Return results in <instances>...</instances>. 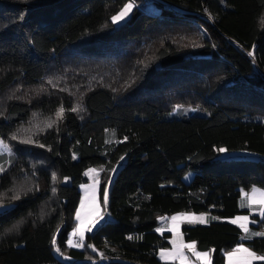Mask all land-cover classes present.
Wrapping results in <instances>:
<instances>
[{"label":"trees","instance_id":"16d2710c","mask_svg":"<svg viewBox=\"0 0 264 264\" xmlns=\"http://www.w3.org/2000/svg\"><path fill=\"white\" fill-rule=\"evenodd\" d=\"M130 2L131 19L115 27L111 16ZM177 106L207 115L169 119ZM0 139L13 152L0 156V205L10 207L0 264L93 259L67 244L79 187L103 168V192L123 159L112 221L86 236L104 264H175L158 258L171 234L156 229L179 213L220 218L182 228L212 264L240 243L264 253V238L245 241L227 222L249 213L243 191L264 190V162L241 169L217 151L264 157V0H0ZM53 235L70 263L56 257Z\"/></svg>","mask_w":264,"mask_h":264},{"label":"snow or ice","instance_id":"6c2138e0","mask_svg":"<svg viewBox=\"0 0 264 264\" xmlns=\"http://www.w3.org/2000/svg\"><path fill=\"white\" fill-rule=\"evenodd\" d=\"M134 7V2H130L125 4L116 15L111 16V23L118 24L121 21H124L125 18L130 14ZM194 46H199L195 44ZM252 55V53H249ZM80 107H73L71 111L76 112L80 111ZM64 107L61 106L56 111L57 119H62L64 115ZM55 121H51L47 123V127H52V124ZM13 139H16L14 136ZM125 140L127 137L124 138ZM22 143H32V139L28 138L26 140L21 141ZM0 145H2L5 149L8 148L6 144H3L0 141ZM43 147V145H41ZM220 153L227 152L225 148L217 149ZM75 154L73 155V159H75ZM123 159V157H121ZM5 169L3 166H0V172H3ZM104 171L103 168L95 169L90 168L87 172H85L86 176H89L92 180L91 184L82 185L84 189V196L81 199L80 207L76 210L75 219L77 221L76 226L74 227L71 235L68 237L67 244L71 248H83L85 246V233L91 232L99 223L100 221L104 220L106 209L109 202V191L108 188L105 187L102 192V202L101 199L98 197V186L100 185V172ZM111 171H115L112 169ZM55 174H53V179L55 180ZM68 178L65 177V180ZM55 191V189H53ZM18 199L19 197H15ZM0 207H3L0 205ZM241 208H248L249 215H238L235 218L230 219L228 222L233 225H238L240 229L243 230L245 236L242 239H252L254 237H264V231L252 232L249 229L250 223V215L253 212H258L259 216L262 220H264V191L253 187L250 189V192H243L242 199L240 202ZM162 221H170V224L167 226V231L173 233V239L171 241L173 247L172 250L169 251L168 249H163L160 252V258L162 260H179L180 264H189V258L184 252V249H188L193 256L196 257L201 264H212L210 252H198L196 251V244L188 243L185 244L183 242V236L180 232V225L182 223L187 224H207L209 219L206 215H195L192 213H181L178 215H173L171 217H160ZM212 220H218L219 217L212 216ZM251 223H256V221H251ZM158 232L164 231V229L158 228L156 229ZM75 238V239H74ZM132 239V237H129ZM51 244L55 247V251L63 256L61 249L56 247L57 245V238L53 235L51 239ZM88 247H92L88 245ZM95 250V249H93ZM228 258V264H253L254 261H264V256H257L255 252L251 251L249 248L245 247L243 243H240L236 248H234L231 252L225 253ZM68 259V257H64Z\"/></svg>","mask_w":264,"mask_h":264},{"label":"rangeland","instance_id":"374dc122","mask_svg":"<svg viewBox=\"0 0 264 264\" xmlns=\"http://www.w3.org/2000/svg\"><path fill=\"white\" fill-rule=\"evenodd\" d=\"M135 8H136V5L134 3V7H133L132 11L125 18V20L124 21H121L118 24H113V25L115 27H117V28L126 25V23L131 19L132 14H133V11H134ZM147 11L149 13H153V14L160 13V9L159 8H156L155 6L148 7L147 8ZM206 115H207L206 112L203 109H201V108H194V107H191V106H187V107L177 106V107H175L173 109V111L170 113V115L168 117H169V119H182L184 117H204ZM0 141H2L3 144H6L2 139H0ZM12 154H13V152L10 149L9 146H8L7 149H5L2 145H0V156H5V155L6 156H11ZM218 159H220V160H227V161H240L238 164L235 165V167L241 168V169L243 168V164H244L242 161H262V162H264V157L263 156H260L258 154L251 153V152H248V151H229V150H227V152H225V153L218 152ZM125 162H126V160L123 159L120 162V164L115 168V171L112 173L111 179H110L108 185L106 186L108 188V191H109V202H110L111 186L113 184V181L115 180V177H116L118 171L125 164ZM3 167L5 168V166H3ZM95 169H98V168H95ZM100 174H101V172H100ZM100 174H99V178H100ZM84 176H85L87 182L86 183H83L82 185L91 184L92 183V180L90 179V177L89 176H86V175H84ZM193 177H194V173H189L184 178V182L187 183V184H189L192 181ZM82 185L79 187L80 193H81V199L84 196V189L82 188ZM260 190H262V189H260ZM262 191H264V190H262ZM243 192H250V191H243ZM98 197L101 199V202H102V182H101V179H100V185L98 186ZM241 199H242V196L240 198V202H241ZM109 202H108V206H107V209H106V213H105L104 220L100 221V223L91 232H86L85 233V240H84L85 246L83 248H73V249H77V250H86L87 249L95 257H93V259H89L87 261H80V262H78V264H104V263H106L105 258L102 257V253L99 250H97L93 246L92 247H88L86 245V236L88 234H93L94 232H96L98 230V228L100 226H102L103 224L112 221V217L110 216L109 210H108ZM9 208H10L9 206L0 207V213L6 211ZM240 209L250 211L248 208H241L240 207ZM179 214H181V213H179ZM192 214H195L197 216H199V215H206L208 217V219H209V222L207 224H187V223H182L180 225V232H181L182 235H183V233H182L183 225H185V224L192 225V226H196V225H209L211 223V217L213 216V215L198 214V213H192ZM174 215H178V214H174ZM240 215H249V213L248 214H240ZM171 216H173V215H165V216H160V217H171ZM229 220H227V222ZM251 221H256V223H251ZM263 221L264 220L261 219V217L259 216L258 212H253L250 215V223H249V229H250V231H252V232L264 231V225H262L263 224ZM159 222H160V227L159 228L164 229V231L159 232V233L160 234L170 233L171 234V241H172V239H173V233L167 231V226L170 224V221H167V222L166 221H162L159 218ZM235 226L238 227V225H235ZM242 232H243V230H242ZM243 235L245 236V233L244 232H243ZM256 238H260V237H254L252 239H244V240L245 241L246 240H253V239H256ZM191 243H193V242H191ZM185 244H188V243H185ZM243 245L245 247L249 248L251 251L255 252L257 256H264V254L256 252L254 249H252L251 247L247 246L246 244L243 243ZM172 247H173V245L171 246V248H168V250L171 251L172 250ZM93 249H95V250H93ZM232 250L226 251L225 253L231 252ZM196 251L201 252L198 249H196ZM160 252H159V257H158L160 259V261L166 262V263L180 264V261L179 260H175V261L162 260L160 258ZM184 252L187 255V257L189 258V264H201V262L198 261L196 259V257L193 256L192 253L188 249H184ZM209 252H210L211 260H212V253L213 252L212 251H209ZM225 253H224V256H225V264H228V258L225 255ZM55 255H56V257L58 259H60L61 261L65 262V263H70L71 262V259L68 256H66V255L61 256L56 251H55ZM64 257H68V259H65ZM97 257H101V259L98 260ZM253 264H264V261H254Z\"/></svg>","mask_w":264,"mask_h":264},{"label":"crops","instance_id":"0c3cea01","mask_svg":"<svg viewBox=\"0 0 264 264\" xmlns=\"http://www.w3.org/2000/svg\"><path fill=\"white\" fill-rule=\"evenodd\" d=\"M241 196H242V195H241ZM208 215H212V214H208ZM215 221H217V220H212V219H211V223H213V222H215ZM182 236H183V235H182ZM260 238H264V237H260ZM246 241H249V240H246ZM183 242L186 243V242H185V239H184V236H183ZM170 244H171V239H170ZM171 246H172V244H171ZM262 254H264V253H262Z\"/></svg>","mask_w":264,"mask_h":264},{"label":"built area","instance_id":"2783aa9c","mask_svg":"<svg viewBox=\"0 0 264 264\" xmlns=\"http://www.w3.org/2000/svg\"><path fill=\"white\" fill-rule=\"evenodd\" d=\"M150 4H151V2H150ZM75 239V238H74Z\"/></svg>","mask_w":264,"mask_h":264}]
</instances>
